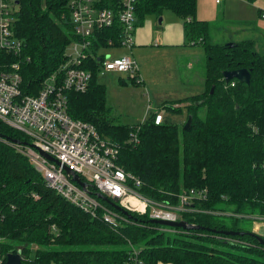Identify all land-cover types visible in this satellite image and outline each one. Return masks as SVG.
Wrapping results in <instances>:
<instances>
[{"label": "trees", "instance_id": "obj_1", "mask_svg": "<svg viewBox=\"0 0 264 264\" xmlns=\"http://www.w3.org/2000/svg\"><path fill=\"white\" fill-rule=\"evenodd\" d=\"M18 1L12 28L23 49L20 54L0 50V73L16 70L17 63L22 92L38 95L67 61L69 45L80 38L71 21V0ZM95 3L119 8V0ZM167 12L183 21L187 43L203 46L206 57V90L162 106L170 114H185L183 125L167 118L156 124L155 112L141 123H116L97 56L83 60L92 71L91 84L86 92H69V113L94 124L118 149L119 165L140 179L142 195L180 205L185 192L206 189V198H191L192 210L182 211L179 220L211 230L169 228L149 222V214L132 212L143 220L135 221L101 199L106 207L95 215L83 210L51 188L9 140L31 139L0 119V250L5 256L21 252L23 264H135L136 259L143 264H264V245L254 236L213 231L254 232V225L239 227V219L256 224L264 218V40L234 41L233 47L212 41L220 17L215 22L198 18V0H138L136 30L147 17L159 19ZM258 14L263 17L262 8ZM121 36L116 21L95 33L91 48L119 47ZM239 68L251 71L250 83L226 82L223 72ZM130 81L142 82L133 76ZM189 116L192 125L186 131ZM107 207L115 212L116 225L106 220Z\"/></svg>", "mask_w": 264, "mask_h": 264}, {"label": "built area", "instance_id": "obj_2", "mask_svg": "<svg viewBox=\"0 0 264 264\" xmlns=\"http://www.w3.org/2000/svg\"><path fill=\"white\" fill-rule=\"evenodd\" d=\"M137 1L119 0V8L114 10L97 7L95 0H71V21L80 38L69 45L73 52L68 53L66 50L67 61L43 82L38 95L22 92V77L17 71V63L13 64L16 70L1 72L0 119L28 136L31 139L29 143L35 144L60 162L48 159L31 145L12 142L19 152L37 166L51 188L83 210L95 215L97 209H104L106 206L96 196V193H102L112 200L118 198V203L131 213L178 221V213L192 210L188 206L190 199L206 198L207 191L191 189L185 192L178 206L142 195L137 189L141 186L140 179L119 165L118 149L101 136L94 124L74 119L69 113V92H86L90 87L92 71L83 64V60L89 59V56L98 57L99 73L116 72L138 79L139 66L133 56H114L106 52L111 48L133 47ZM18 4V0H0V50L16 54H20L23 49V40L16 37L12 28L13 14ZM116 21L122 25L121 46L102 48L95 52L91 48V39L95 33L112 26ZM163 120L162 112H156V124ZM74 174L87 182L89 188L85 189L74 181ZM91 187L94 191H91ZM107 209L106 220L116 225L115 212ZM260 224L256 222L255 225ZM6 256L0 250V264L6 263ZM135 264L143 262L136 259Z\"/></svg>", "mask_w": 264, "mask_h": 264}, {"label": "crops", "instance_id": "obj_3", "mask_svg": "<svg viewBox=\"0 0 264 264\" xmlns=\"http://www.w3.org/2000/svg\"><path fill=\"white\" fill-rule=\"evenodd\" d=\"M235 1L241 4L242 12H249L248 14H250L253 19L251 21L240 20V23H237L235 25L245 23L248 25V23L253 22V27L250 25L252 27L251 29L258 30L254 28L257 27L260 30L264 31L258 25L256 20L255 9L257 5L254 6V10L252 13V11H248L245 9L244 0ZM260 1L261 0H259L258 2ZM226 2L227 0H224L223 4H217L216 0H198V18L214 22L217 21L220 16V7L222 8L221 11L223 13L225 12V10L228 11L233 8L230 3ZM251 4H257V2ZM259 8H262L264 11L263 7H257V9ZM167 13H165V15L163 16L162 23H159V19H156L155 17L154 23L150 21L151 19L146 20L145 23L142 26H139L135 32L133 47L131 49H122L120 50V52H122L117 54H127L123 53V50L130 52V55L135 58L139 66L138 79L142 80V82L138 85L133 84V87H135L138 92L141 88L150 98V103L154 101L157 104H161V106L167 103H171V101L200 94L206 90L205 74L203 75V77L199 75V73L201 72V70L199 69L204 68V64L198 61V59L205 55L204 48L197 47L198 45L191 46L190 43L188 44L185 38L183 21L172 13L167 17ZM189 47H196L197 50L191 51L190 49H188ZM184 49L186 51H183ZM198 50L202 52L200 56L190 55H199L196 54L199 53ZM178 51H181L183 52V54H187L188 56H192L196 60L195 61L189 58V61L187 62V69H189V71L186 73L185 76L180 65L178 64V58L175 64L177 66L174 67V56H176L175 54ZM163 59L169 60L171 63V80H169L170 83L166 80V87H162V84L160 83V78L158 77V75H160V71L165 68V63L162 61ZM155 63H157V65H155ZM194 73H196V77H198L196 79V82L197 84H199V86L191 84L194 82ZM116 74L119 75L115 76L118 78V83L120 84V90H118V92L120 93L119 95L124 96L126 98L131 96L133 94L130 90L132 89V87H129L127 84H122V80L120 79L121 75L118 73ZM175 105H178V103H176ZM159 112H162L163 116V112H165L164 119H169V112H167L166 110H159ZM150 113L151 112H149L145 118H147ZM257 227H261V225ZM256 232L259 233L258 231Z\"/></svg>", "mask_w": 264, "mask_h": 264}, {"label": "rangeland", "instance_id": "obj_4", "mask_svg": "<svg viewBox=\"0 0 264 264\" xmlns=\"http://www.w3.org/2000/svg\"><path fill=\"white\" fill-rule=\"evenodd\" d=\"M244 1H245V9L248 11H252V13L254 10V6L257 5L255 9L256 20L258 25L264 30V18L258 14V9H257V7L260 6L264 8V0L263 1L261 0L260 2H257V4H253V5L249 3L247 0ZM226 3H230L233 6V8L228 11L225 10V12L223 13L221 11L222 8L220 7V12H219L220 20L218 21V23H216L215 27L213 28V31H211L210 39L216 43L222 44V43H230L234 41H241L244 39L255 38L259 41L260 44H262L264 40V31L257 32L256 30H251L250 25L249 24L247 25L246 23H245L246 25L245 24L235 25L237 23H240V20H244V21L253 20L250 14H248L249 12L243 13L241 4L239 2H236L235 0H227ZM170 14L171 13H167L166 16L168 17ZM148 19H151L150 21L154 23V17L152 16L147 17L146 20ZM197 47L203 48L201 45H198ZM125 48L126 47H120L115 50H113L114 48H111L106 50V52L113 53L114 56H116V54L122 52V51L120 52V50ZM188 49H190L191 51L197 50L196 47H189ZM183 51L186 50L184 49ZM67 52L72 53L73 49L69 47L67 49ZM123 53H127V55L129 54L130 56L129 51L123 50ZM196 54L199 55H195V54H190V55L200 56L202 52L199 51V53ZM175 55L176 56H174V61H173L174 67L177 66L175 64L178 58V64L180 65L185 76L186 73L189 71V69H187V62L189 61V58H191L192 60H195V58L192 56H188L187 54H183V52L181 51L176 52ZM162 61L165 63V68L160 71V75H158V77L160 78V83L162 84V87H166V80L169 83H170L169 80H171V63L169 60L163 59ZM198 61H200V63L205 65L206 63L205 55H203L200 59H198ZM155 65H157V63H155ZM199 70H201L199 75L203 77V75L205 74L204 68H201ZM115 76H119V75H117L114 72H106V71H102L101 73H99V80L107 85V91H108L107 102H108V106L111 107V114L114 116V121L116 123L119 124L141 123L143 122L144 118L149 112L156 113L162 109L161 104H157L154 101L150 103L149 102L150 98L141 88L140 91L138 92L136 88L133 87L134 83L130 81V77L128 75H121L120 79L123 78L126 81V82H122V84H127L129 87H132V89L130 90L133 94L127 98L124 96H120L119 95L120 93L118 92V90H120V84L118 83V78ZM193 77H194V82L191 84L199 86V84H197L196 82V79L198 78L196 77V73L193 74ZM175 106H180V105L178 103V105ZM163 113L165 116V112ZM128 114L131 116H129ZM184 115L168 114L170 121L178 123L180 126H182L185 121ZM129 117L133 119H130ZM199 190L206 192V189H199ZM174 206H178V205H174ZM178 217L181 218V213H178ZM253 221H254L253 219L240 218L238 225L239 227L248 228V229L254 225L253 230L255 229L256 231L259 232L258 234L264 235V221L261 222L259 221V223H261L260 224L261 227L255 226V223L253 224ZM226 223L228 225H232V220L229 217H226ZM162 229L167 231L170 230L168 228H162ZM255 230L254 232H256ZM234 242L247 244L244 241H238V240H234Z\"/></svg>", "mask_w": 264, "mask_h": 264}, {"label": "water", "instance_id": "obj_5", "mask_svg": "<svg viewBox=\"0 0 264 264\" xmlns=\"http://www.w3.org/2000/svg\"><path fill=\"white\" fill-rule=\"evenodd\" d=\"M18 3H19V1H18ZM162 21H163V16H161L159 18V23H162ZM234 45H235L234 42L228 43L229 47H233ZM223 75H224L226 82H230L233 79H237L242 83L249 84L251 81V71L247 68L226 70L223 72ZM213 92H214V87L211 88V93H213ZM198 103H200V102H198ZM191 125H192V116H189V119L187 120V122L184 125V129L186 131H189L191 129ZM9 140L14 142V143H18V144L31 145V146L37 148L42 153L43 156H45L48 159L53 160V161L60 164V162L57 159H55L49 153L43 151L41 148L37 147L33 143L22 141L20 139H9ZM65 169L70 172V170L67 167H65ZM71 173H73V172H71ZM73 179H74V181H76L79 185H81L85 189L89 188V184L87 182L83 181L79 175L74 174ZM96 196L99 197L100 199L105 200L108 203H110L113 207H115L117 210L121 211L123 214H125L130 219H133L135 221H140V222L143 221L139 217L135 216L133 213H131L128 210H126L125 208H123L118 203V198H114L112 200L102 193H96ZM149 222L156 223V224H159L161 226H166L169 228H182L184 230H190V229H208V230H211V228H206V227L198 225V224H192L186 220L172 221V220L151 218L149 220ZM213 231L219 232V233L224 234L226 236L251 235V236H254L261 244L264 245V237L261 234H258L256 232H247V231H239V230L238 231L237 230H218V231L213 230ZM6 257H7V259H6L5 264H23L21 252H17V253L11 252V253H8Z\"/></svg>", "mask_w": 264, "mask_h": 264}]
</instances>
